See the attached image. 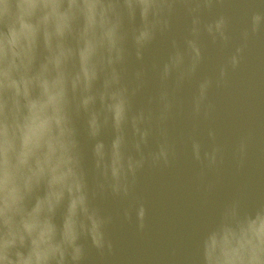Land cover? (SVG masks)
Returning a JSON list of instances; mask_svg holds the SVG:
<instances>
[{
    "label": "water",
    "instance_id": "water-1",
    "mask_svg": "<svg viewBox=\"0 0 264 264\" xmlns=\"http://www.w3.org/2000/svg\"><path fill=\"white\" fill-rule=\"evenodd\" d=\"M0 264H264V0H0Z\"/></svg>",
    "mask_w": 264,
    "mask_h": 264
},
{
    "label": "clouds",
    "instance_id": "clouds-1",
    "mask_svg": "<svg viewBox=\"0 0 264 264\" xmlns=\"http://www.w3.org/2000/svg\"><path fill=\"white\" fill-rule=\"evenodd\" d=\"M255 258H256L255 255H253V256H252V259H255Z\"/></svg>",
    "mask_w": 264,
    "mask_h": 264
}]
</instances>
